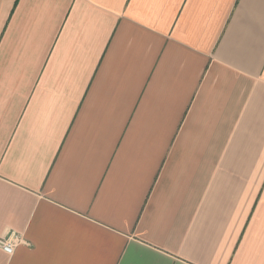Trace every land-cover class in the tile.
Here are the masks:
<instances>
[{"label": "crops", "instance_id": "obj_1", "mask_svg": "<svg viewBox=\"0 0 264 264\" xmlns=\"http://www.w3.org/2000/svg\"><path fill=\"white\" fill-rule=\"evenodd\" d=\"M0 264H264V0H0Z\"/></svg>", "mask_w": 264, "mask_h": 264}, {"label": "built area", "instance_id": "obj_2", "mask_svg": "<svg viewBox=\"0 0 264 264\" xmlns=\"http://www.w3.org/2000/svg\"><path fill=\"white\" fill-rule=\"evenodd\" d=\"M21 241L22 238L19 235H15L12 239L0 238V248L12 254L17 244Z\"/></svg>", "mask_w": 264, "mask_h": 264}]
</instances>
